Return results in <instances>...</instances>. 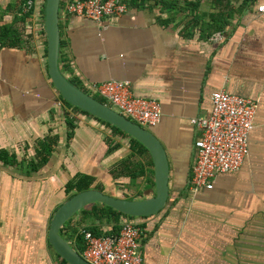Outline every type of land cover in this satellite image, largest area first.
Segmentation results:
<instances>
[{"label": "crops", "instance_id": "1", "mask_svg": "<svg viewBox=\"0 0 264 264\" xmlns=\"http://www.w3.org/2000/svg\"><path fill=\"white\" fill-rule=\"evenodd\" d=\"M33 1L26 12L23 0H0V149L28 161L36 139L52 132L58 140L30 176L0 161V264H66L46 232L66 199L64 182L76 173L91 176L89 188L113 198L152 194L148 153L142 154L143 176L114 177L129 155L127 139L59 103L46 75L45 0ZM66 1H59L57 13L60 74L88 95L92 84L111 81L154 99L160 119L148 130L168 165L167 198L158 212L119 217L114 225L98 223L88 204L64 224L69 245L79 251L88 226L110 236L131 222L143 230L141 264H264V13L256 12L264 0H175L167 9L123 0L125 15L99 23L65 14ZM217 89L254 105L247 153L236 171L216 175L210 189L192 190L198 131L189 119L206 116ZM65 111L75 123L68 140Z\"/></svg>", "mask_w": 264, "mask_h": 264}, {"label": "built area", "instance_id": "2", "mask_svg": "<svg viewBox=\"0 0 264 264\" xmlns=\"http://www.w3.org/2000/svg\"><path fill=\"white\" fill-rule=\"evenodd\" d=\"M23 1L24 11L33 10V0ZM64 10L67 15L92 23L116 19L127 12L122 0H68ZM256 12L264 13V3L256 6ZM90 90L114 112L143 128L154 126L160 119L158 103L151 98L132 95L127 82L101 81L92 84ZM208 102L206 116L189 119L198 131L188 180L192 190H208L216 175L239 168L247 153V137L252 128L254 105L248 98L217 89ZM142 233L140 225L131 222H123L117 233L110 236L82 230L79 254L89 264H141L138 248Z\"/></svg>", "mask_w": 264, "mask_h": 264}, {"label": "water", "instance_id": "3", "mask_svg": "<svg viewBox=\"0 0 264 264\" xmlns=\"http://www.w3.org/2000/svg\"><path fill=\"white\" fill-rule=\"evenodd\" d=\"M60 0H45L42 12L43 35L46 44V75L57 96L69 105L96 117L137 140L147 151L152 163V194L142 199L113 198L94 188L76 191L66 197L54 210L49 220L46 241L66 264H89L59 234L62 225L84 206L97 202L127 217L149 216L158 212L166 202L168 165L165 151L146 128L131 122L72 85L60 74L57 66L59 35L57 13Z\"/></svg>", "mask_w": 264, "mask_h": 264}, {"label": "trees", "instance_id": "4", "mask_svg": "<svg viewBox=\"0 0 264 264\" xmlns=\"http://www.w3.org/2000/svg\"><path fill=\"white\" fill-rule=\"evenodd\" d=\"M143 1L144 0H126V1L124 0V2H127V4L131 7ZM150 1H152L155 4H158L161 9H167V7H170L172 6V4L174 5L175 3V0H150ZM69 82L75 87H77L76 83L72 81ZM83 92L86 93L84 90ZM90 96L93 99L97 100L98 102L106 104V102L102 98L98 97V95L92 94ZM57 98L59 103L65 108L69 109L70 111L90 116L87 113L78 110L77 108L64 102L62 99L59 98V96H57ZM63 114L65 116L64 123L66 126L65 138L66 140H68L72 135V130L75 126V123L73 118L71 116H68L66 111L63 112ZM90 117L97 120L98 122L105 124L110 128L113 134L126 138L128 141L129 155L125 159L117 163L116 166L119 168V172L116 175L114 174V172H112L113 176L114 177L125 176L128 177L130 180H133L135 177L143 176L144 172H143V164L141 160H142V154L143 153L147 154L146 149L137 140H135L134 138L132 139L126 134L120 132L119 130L110 126V124L96 117L93 116ZM57 140H58L57 134L52 132H48L42 138L36 139L34 141V155L28 161L18 160L15 154H11L5 149H0V161L5 165L18 166L26 177L30 176L31 174L36 173L42 166H44L47 163L57 143ZM116 146L117 145L112 146L111 148H108V150L109 151L114 150ZM91 178H92L91 176L84 173H76L72 177L68 178L63 184V192L65 194V198L76 191L89 188V183ZM94 189H98V188L94 187ZM90 210L92 212L91 214L92 217L95 220H97L98 223L105 222L106 224H109V222H111L112 224L116 225L118 224L119 217L132 218V217H127L125 215H121L120 213H117L116 211L108 208L106 205L97 202L91 203ZM81 211H83V209H81ZM64 224L62 225V227L59 229L58 232L66 240V237H64L62 233ZM87 230H89L93 235H100V233L97 231L96 226H88ZM81 240H82V236H81ZM80 251L81 249L77 252L80 253ZM59 260L65 263L61 258Z\"/></svg>", "mask_w": 264, "mask_h": 264}, {"label": "rangeland", "instance_id": "5", "mask_svg": "<svg viewBox=\"0 0 264 264\" xmlns=\"http://www.w3.org/2000/svg\"><path fill=\"white\" fill-rule=\"evenodd\" d=\"M111 110H112V111H114V109H113V108H111ZM147 129H148V128H147ZM125 140H126V139H125Z\"/></svg>", "mask_w": 264, "mask_h": 264}]
</instances>
